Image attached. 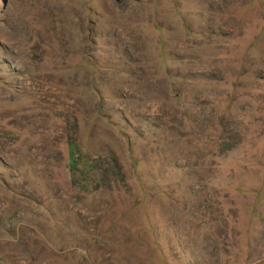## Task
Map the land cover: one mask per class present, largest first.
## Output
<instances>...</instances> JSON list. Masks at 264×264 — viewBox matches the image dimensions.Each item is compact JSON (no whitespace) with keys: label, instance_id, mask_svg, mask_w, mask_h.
Here are the masks:
<instances>
[{"label":"rangeland","instance_id":"374dc122","mask_svg":"<svg viewBox=\"0 0 264 264\" xmlns=\"http://www.w3.org/2000/svg\"><path fill=\"white\" fill-rule=\"evenodd\" d=\"M0 264H264V0H0Z\"/></svg>","mask_w":264,"mask_h":264},{"label":"trees","instance_id":"16d2710c","mask_svg":"<svg viewBox=\"0 0 264 264\" xmlns=\"http://www.w3.org/2000/svg\"><path fill=\"white\" fill-rule=\"evenodd\" d=\"M80 163H81V161L78 160V159H76L75 162H74L75 167L77 168V170H80ZM136 164H137V162L134 161V165H135V166H136ZM92 168H93V165H91V164L89 163V161H87V160H84V161L81 163V170H83V172H84V171H89V170L92 169ZM144 195H146L145 192H144Z\"/></svg>","mask_w":264,"mask_h":264}]
</instances>
